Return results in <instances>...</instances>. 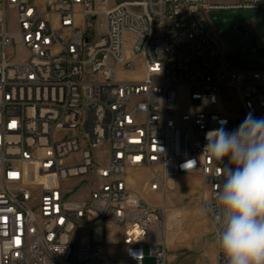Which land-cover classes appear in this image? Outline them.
Segmentation results:
<instances>
[{
    "label": "built area",
    "instance_id": "2783aa9c",
    "mask_svg": "<svg viewBox=\"0 0 264 264\" xmlns=\"http://www.w3.org/2000/svg\"><path fill=\"white\" fill-rule=\"evenodd\" d=\"M219 9L264 0H0V264H167L180 176L200 177L215 242L223 177L206 135L264 117V68L229 64ZM132 169L149 170L159 205L130 188Z\"/></svg>",
    "mask_w": 264,
    "mask_h": 264
},
{
    "label": "clouds",
    "instance_id": "9594fccd",
    "mask_svg": "<svg viewBox=\"0 0 264 264\" xmlns=\"http://www.w3.org/2000/svg\"><path fill=\"white\" fill-rule=\"evenodd\" d=\"M206 140L203 152L223 177L212 205L217 248L226 264H264V117L249 114L237 129L220 127Z\"/></svg>",
    "mask_w": 264,
    "mask_h": 264
},
{
    "label": "rangeland",
    "instance_id": "374dc122",
    "mask_svg": "<svg viewBox=\"0 0 264 264\" xmlns=\"http://www.w3.org/2000/svg\"><path fill=\"white\" fill-rule=\"evenodd\" d=\"M211 3H233L238 0H208ZM209 15L215 26L221 31L228 45L227 60L235 68H264V53H257L250 45L256 38L257 46L264 45V10L251 9H219L211 10ZM236 24L245 25L246 34L235 29ZM139 62H136L138 65ZM100 163L104 162L103 152L95 153ZM124 177L134 191L140 193L147 201L159 205L163 197L146 188L150 172L146 169L126 170ZM198 175L180 176L171 179L168 184L170 191L164 196L166 210L163 217L165 226L164 241L168 250L167 264H210L204 247L199 249L190 236L195 228L200 229L202 210L199 205ZM69 184L75 185L72 196L87 195L89 183L73 178ZM168 238V239H167ZM181 241L183 247L175 251L174 245ZM196 243V242H195ZM197 249V250H196ZM144 264H153L152 259H146Z\"/></svg>",
    "mask_w": 264,
    "mask_h": 264
},
{
    "label": "crops",
    "instance_id": "0c3cea01",
    "mask_svg": "<svg viewBox=\"0 0 264 264\" xmlns=\"http://www.w3.org/2000/svg\"><path fill=\"white\" fill-rule=\"evenodd\" d=\"M170 180L171 179H169L168 182ZM201 216H202L201 228L193 229L192 235L189 237L190 240L188 242H192V240L194 239L195 240L194 244L196 247H198L199 249L204 247V252L208 256L209 263L214 264L215 242H214V237H213L212 226L209 223V221L206 219V217L203 215V213ZM182 247L183 245L181 241H177L174 245L175 251H179Z\"/></svg>",
    "mask_w": 264,
    "mask_h": 264
},
{
    "label": "water",
    "instance_id": "95a60500",
    "mask_svg": "<svg viewBox=\"0 0 264 264\" xmlns=\"http://www.w3.org/2000/svg\"><path fill=\"white\" fill-rule=\"evenodd\" d=\"M235 29L238 30V31H240L244 35L246 34V31H245L244 27L242 25H240V24L236 25L235 26ZM250 45L255 48V51L257 53H261V54L264 53V45L263 46H257L256 38L255 37L252 39Z\"/></svg>",
    "mask_w": 264,
    "mask_h": 264
},
{
    "label": "snow or ice",
    "instance_id": "6c2138e0",
    "mask_svg": "<svg viewBox=\"0 0 264 264\" xmlns=\"http://www.w3.org/2000/svg\"><path fill=\"white\" fill-rule=\"evenodd\" d=\"M186 167H191V163L187 164Z\"/></svg>",
    "mask_w": 264,
    "mask_h": 264
}]
</instances>
